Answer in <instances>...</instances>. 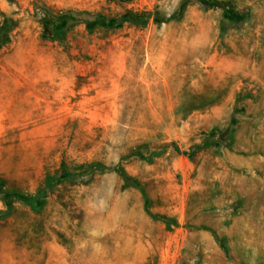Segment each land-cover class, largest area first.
Wrapping results in <instances>:
<instances>
[{
    "label": "rangeland",
    "instance_id": "374dc122",
    "mask_svg": "<svg viewBox=\"0 0 264 264\" xmlns=\"http://www.w3.org/2000/svg\"><path fill=\"white\" fill-rule=\"evenodd\" d=\"M0 217V264H264V0H0Z\"/></svg>",
    "mask_w": 264,
    "mask_h": 264
},
{
    "label": "trees",
    "instance_id": "16d2710c",
    "mask_svg": "<svg viewBox=\"0 0 264 264\" xmlns=\"http://www.w3.org/2000/svg\"><path fill=\"white\" fill-rule=\"evenodd\" d=\"M151 15V13H148V12H143V13H140L136 16V19H128L129 22L133 23V24H139V23H143L147 18H149ZM176 150L178 151L179 149L176 148ZM153 156H158V153H152L151 154V157L152 158ZM149 158V161H151V159ZM105 170V167L103 166H99V165H90L87 170H85L84 172H81V173H74V174H70L68 178H65L63 175H62V172H64V170H61V174L57 175V176H54V177H51L48 179L47 181V184H46V187L45 188H51L52 186L54 185H57V184H60L66 180H70V179H74L78 176H81V175H84V174H88V173H91L93 171H104ZM114 170H116L117 172H119L123 178L127 181H130L134 186H136V188L140 189L141 190V187L140 185L134 181V180H131L127 175L126 173L124 172L123 168L120 167V166H117L114 168ZM15 198L14 197H8L7 200H6V207H7V212L6 214H8L11 209H12V203H13V200ZM5 214V215H6ZM3 218V217H0V219Z\"/></svg>",
    "mask_w": 264,
    "mask_h": 264
}]
</instances>
